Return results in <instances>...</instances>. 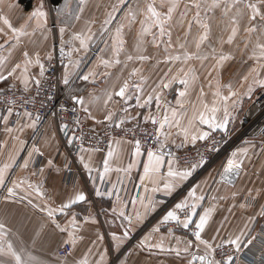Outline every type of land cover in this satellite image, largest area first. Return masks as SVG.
Instances as JSON below:
<instances>
[{
  "label": "crops",
  "instance_id": "obj_1",
  "mask_svg": "<svg viewBox=\"0 0 264 264\" xmlns=\"http://www.w3.org/2000/svg\"><path fill=\"white\" fill-rule=\"evenodd\" d=\"M116 2L117 0H87V3L82 5L81 0H67L68 11L72 15H66L61 11L65 7L66 0H0V18L7 17L13 27L18 28L24 24L27 16L41 3L44 5L43 10L48 14L46 29L37 30L35 35L21 36L18 44L8 39L12 33L0 19V28L8 32V37L0 35V45H3L0 47V73L7 75L17 63L21 64V69L17 70L16 76L0 82V90L9 88L25 90L22 79L16 78L21 75L23 69V52L27 51L29 57L33 59L38 52L44 66L49 60L48 55L54 56L56 44L60 49L63 47L67 58V63L61 69L62 91H67L71 98L74 96L83 98L84 104L73 100L81 117L92 130H98L109 122L105 120L108 110L116 113L113 121L122 113L129 121L148 125H153L150 121L144 120L149 113L158 118L167 115L172 122V112L175 110L174 119L180 121L182 127H187L189 121L187 118L193 115L189 109L202 110L201 102L207 103L209 107L213 106L217 99L214 95L217 80L222 86L221 92L224 95H227L228 91L223 86L228 84H231L232 89L238 92V96L232 97L227 104L228 111H232L229 125L237 121L240 114H243L254 100L256 92L262 89L260 85L252 84L251 78L245 83L243 77L255 66V59L252 58L255 47L252 48V46L258 42H264L260 40V38L264 40V35L260 31L245 33L243 28L247 26V22L242 19L239 36L233 43H227L230 35L229 18L235 16L237 10L243 8V4L233 7L225 15L223 4L219 8H213L211 7L213 0H199L200 16L210 23L212 29L209 40L201 45L200 50L202 55L208 56L206 60H192L187 65L168 61L169 54H182L184 50L179 48L180 43H186V50L194 52L195 41L200 32L199 25L192 21L196 9L190 8L188 12L187 21L192 22L191 31L187 28V21L183 27L178 23L179 13L184 11V5L190 4V0H180L181 6L174 14L171 23L170 46L166 35L157 40L159 47L151 43L153 36L147 35L144 37L146 43L142 47L146 49L143 54L149 57L148 60L129 62L126 60L125 53H121L119 58L122 63L106 69L99 65V61L101 58H112L110 34L114 33L118 25L124 24L123 32L127 42L125 48L127 52L136 55V38L141 29L138 21L144 18L139 16L136 23L130 24L128 20L123 19L127 7H121L114 13L115 19L108 26V32L101 35L106 13L111 11L110 6ZM146 2L147 0H128V5L133 8L137 5L143 7ZM227 2L231 4V0ZM159 3L160 0H157V5ZM81 7L84 9L82 13L79 11ZM77 14L80 15L78 21L72 18ZM89 21H95V23L89 24ZM53 23L56 30L52 28ZM32 27L34 24L28 28L29 32L32 31ZM88 27H91L94 33L89 50L72 52L74 46L79 47L78 41H72L73 33L86 32ZM61 28L66 29L63 37L60 33ZM153 31L158 35V29ZM13 44L15 47L12 46ZM69 52H72L71 57L68 56ZM221 53L230 54L232 59L225 61L222 67L216 68V60L213 56L218 57ZM180 67H184L185 70L188 67L194 68L197 77L191 82L185 97L180 96L185 86L177 82L170 89L157 90L163 93L159 112L155 99L143 108L138 106V100L143 103L149 95H155L153 89L157 88L160 80L165 79L166 76L170 78ZM133 68H139L141 72L131 77L129 81V98L122 100L120 97L113 96V100L109 101L105 108L106 93L114 88L118 91L123 81L129 79ZM170 68L171 73L168 72ZM89 70H94L97 75L84 81L82 77L87 75ZM40 73L39 65L29 66L27 90L36 84V80H40L42 76ZM141 76L144 79H141ZM66 77L69 79L67 85L64 83ZM260 78L264 79V72L261 73ZM13 84L15 87H12ZM136 85H139V88L135 87ZM250 85L253 88L251 92L248 91ZM201 89H203V95H201ZM210 94L212 96L209 97ZM177 101H182V105ZM186 107L188 111L183 114L180 108ZM124 109L127 111L125 112ZM220 112H223V107L218 113ZM133 116L136 119H131ZM3 117L8 118L7 125L4 124ZM31 120L35 119L31 117ZM97 121L104 122L97 123ZM30 122L27 116L21 120H14L13 114H0V165L6 162L7 154L13 150L14 146L19 147L14 137L18 135L20 140L24 141L22 150L17 154L16 166L9 173L7 186H11L12 180L26 178L29 184L38 185L43 193L40 195L28 189V193H31L28 199L40 207L45 209L50 207L55 210L53 217L49 218L46 210L42 212L39 208H33L27 200L20 201V196L27 195L22 190H18V197L15 198L17 202L6 201L4 198L7 192L4 188H0V223H4L6 230H10L7 240L21 252L22 259L25 261L31 257V264H80L84 259H87L88 264H189L193 256L206 253L204 245L196 241L195 236L191 237L192 235L187 233L188 229L191 227L196 230L195 224L199 216L205 209L214 207L215 212L209 226L202 233V238L212 243L214 248H218L222 244H230L229 240L235 239L243 232L244 235L240 236L241 248L239 252L235 251L237 257L233 264H264V215L260 214L264 209V152H260L256 141H245L235 147V152L244 148L248 149L243 168L246 174H242L234 181L235 186L221 182V176L228 165L227 161L223 166L217 165L207 170L197 167L192 175L180 182L171 194H165L163 191L153 193L154 185L151 182H141V177L144 176V165L148 161V150L142 146H140L141 155L137 157L135 143L116 139L106 154L85 150L78 156L75 165L70 166L62 152L58 131L52 122L48 123L42 131H40L39 121L36 122L35 128L24 127L23 132L9 134L5 131L6 127L15 129ZM202 125L204 124L197 122L194 130L211 132L204 129ZM153 126L157 128V136L161 144L164 142V134L169 132L171 136L167 145L181 147L179 142H185L180 129L174 125L169 128L166 124L163 132L159 131L158 125ZM230 126L232 128L233 125ZM5 141H7V147L3 146ZM116 141L120 143L117 144ZM201 141L203 140H197L196 143ZM33 146L39 147L43 155L34 154L29 167L24 169L23 162L29 159L28 154ZM109 151H113L115 155L109 160L111 170L105 174L104 161L108 159ZM48 161H51V164ZM169 161L173 160L164 156V165L161 168L163 176L167 175ZM130 163L134 164L130 171H117V169H126ZM85 164L88 165L87 168ZM172 166L181 171L189 169L181 168L176 162H173ZM160 187L163 188V183ZM194 188L196 196H203L204 199L197 208L193 223L187 229L181 226L183 230H171V232L169 229L166 230V224L176 222H164V217L183 200H188L189 204L193 203L194 200L189 197V193ZM97 191L103 194L98 196ZM80 193L86 196L84 201H78L70 208H65L63 212L60 211L64 204L75 199ZM149 199L157 202L155 209L144 215L142 220L136 221V213L144 212L140 201L144 200L147 203ZM242 204L246 206L241 208ZM121 210L125 216L120 215ZM181 213L183 212L180 211L178 214ZM125 217L132 218L131 225ZM53 220L60 225V228L55 227ZM157 227L159 232L153 231ZM61 229L65 230L61 231ZM125 232H127L126 236ZM150 233V239L144 242L145 237ZM73 237L76 239L74 246L69 242ZM117 237L120 238L119 247ZM249 239L252 240L251 244L247 243ZM178 240L179 244H177ZM161 241H163L164 250L152 246ZM188 241L192 242L188 253L181 251V255L177 256L174 251L168 250L177 247L183 249ZM66 245H71L73 250L69 256L63 257L59 251ZM4 259L6 258L0 257V260ZM195 264L201 263L195 261Z\"/></svg>",
  "mask_w": 264,
  "mask_h": 264
},
{
  "label": "snow or ice",
  "instance_id": "obj_2",
  "mask_svg": "<svg viewBox=\"0 0 264 264\" xmlns=\"http://www.w3.org/2000/svg\"><path fill=\"white\" fill-rule=\"evenodd\" d=\"M87 0H81V4H86ZM224 5V14L227 15L233 7H236L237 5L243 4V8H240L237 10V13L235 16H232L229 18V31L230 35L227 38V43H233L236 38L239 36L241 32V20L245 19L247 22V26L243 28V31L245 33H255L257 31H260L262 35H264V0H231V4H228L227 0H213V3L211 7L213 8H219L221 5ZM181 3L180 0H160L159 5H157V0H147V2L144 4L143 7H140L137 5L135 8L128 5V0H117L115 4H112L111 11H108L106 13V18L103 21L102 24V32L103 33L108 32V26L112 23V21L115 19L114 13L118 12L121 7H127V11L124 14L123 19L128 20L130 24L136 23L138 21L139 16H143L144 18L142 20H139L138 22L141 25L140 32L137 36V42L135 44V52L136 55H133L132 53L127 52L125 45L126 40L124 38V32L123 29L125 27L124 24H120L116 27L114 30V33L110 34L112 38V58L111 59H103L101 58L99 61V65H102L104 68H111L115 65L121 64L122 61L120 60L121 53H125L126 60L127 61H133V60H139V61H145L148 60L149 57L144 55L143 52L146 51L142 47L144 43H146L144 37L147 35L153 36V40L151 43L159 47V44L157 43V40L161 37H164L165 35L168 37V45L170 46L171 41V23L174 19V14L177 13V10L180 8ZM44 5L41 3L36 9H34L28 16L24 24H22L20 27H13L11 21L7 17H2V23L7 27V29L12 33V36L8 37V32L4 31V28H0V35H3L5 37H8L9 40H14L16 44L20 42L21 36H31L35 35V32L40 29H46L47 25V12L43 10ZM191 9H196L195 15L192 17V21H195L197 25H199L200 32L198 34V37L195 41V51L189 52L186 50V43H180L179 48L181 50H184L182 54L180 55H171L168 56V61H176L180 62L182 65H187L189 61L192 60H206L208 59L207 55L201 54V45L209 40L210 34H211V25L207 20L202 19L200 16V9H201V3L199 0H190V4L184 5V11L179 13V20L178 23L183 27L185 25V22L187 21L188 12ZM69 5L65 3L64 9L61 11L65 13L66 15H72L71 12L68 11ZM79 11L82 13L84 11L83 7L79 9ZM60 13H58L59 15ZM75 20L80 19V15H74L72 17ZM89 24L95 23V21H89ZM34 24V27H32V31L29 32L28 28ZM187 28L189 31H191L192 28V22L187 21ZM154 29H158V35L156 32H154ZM66 31L65 28L60 29L61 37H63V33ZM94 36V33H92L91 27L87 28V31H81L78 33H73L72 41H78L79 47H73L72 52H80L81 50H84L87 52L89 50V45ZM7 43V41H6ZM223 43V41H222ZM15 47V44L12 45ZM0 47H3V45H0ZM167 51V48L165 49ZM72 52L68 53V56L71 57ZM213 53H215V49H213ZM61 54H64L63 47L61 48ZM23 69L21 71V75L17 76V79H22V82L25 85V91H27V85H28V71L29 66L32 64L39 65L41 68V75H43V64L41 63L40 54L37 52L35 53V58L29 57V54L27 51L23 52ZM49 60L52 59L51 54L47 57ZM252 58L255 59V66L252 67L247 75L243 77V81L247 83L249 79L251 78L252 84H258L261 87H264V79H261V73L264 72V42H258L256 45V48L253 51ZM213 59L216 60V68L222 67L225 61H228L232 59L230 54H223L221 53L218 57L213 56ZM98 65V66H99ZM125 67H127V63H125ZM21 69V64L17 63L10 71H8L7 75L0 73V82L6 81L9 79V77L16 76L17 70ZM141 72V69L139 68H133L132 72L129 74V79H125L122 83V85L119 87V90H115V88L112 91H109L106 93V100L104 102V107L107 108L108 102L113 100V96L120 97L122 100H127L129 98L128 92L130 87V79L131 77L139 75ZM169 73L172 72V69L170 68L168 70ZM108 74V73H105ZM97 75V73L94 70H89L87 75H83L82 79L84 81L90 80V78H94ZM141 79H144L142 76ZM197 77L195 76V69L192 67H188L187 70H185L184 67H180L177 69L175 74L171 75L170 78L168 76L165 77V79L160 80V83L157 85V88L153 89V93L155 95H149L147 97V100H145L143 103H141L139 100L137 101L138 106L143 108L148 104H151L153 99L156 101V107L157 111L159 112V109L162 104V91L158 92V89H170L174 83H179L181 85L185 86V90L180 92L181 97H185L188 94V88L192 81H194ZM35 83L37 85L40 84L39 80H36ZM64 83L67 85L69 83V79L66 77L64 79ZM211 87V84L209 85ZM243 86V85H241ZM12 87H15L13 84ZM135 87L139 88V85H136ZM221 84L217 80L216 82V91L214 93L215 97L217 98L213 104L212 107H209L207 103L202 104V110L201 109H195L193 111L192 117L188 121L187 127H182L180 124V121L175 120L176 112L173 110L172 116L173 120L172 122L169 121V117L167 115L163 116L162 118H158L155 115H152L149 113V115L144 117V120L146 122L150 121L153 125H158L159 131L163 132V129L165 125L167 124L169 128H171L173 125L180 129V132L183 134L184 141L185 142H191L193 145L197 142V140H207L210 136V132L207 131H200L197 129L195 132L192 131V129L196 128L197 122L199 124H205L210 129L216 130H222L225 134L228 130V101L231 100L232 97H237L238 92L234 91L232 89V85H224L228 91L227 95H224L221 92ZM253 90L252 86L250 85L248 88V91L251 92ZM2 91V90H0ZM203 89H201V95H203ZM77 103L84 104L85 101L83 98L74 96L72 97ZM98 99V98H95ZM177 103L182 105V101H177ZM221 107H223L224 111V119L222 121H217L216 119V113L221 110ZM85 111H88V109H85ZM126 112L127 109H124ZM8 114H12V109H8ZM25 116L29 118L31 121L27 125L19 126L15 129L13 128H5V131L9 134L13 132H23L24 127L29 128H35L36 122L40 119V117L37 115L35 120H31L32 113L25 112ZM91 115V113H89ZM116 115V113L112 110H108L105 115L106 121H113V117ZM131 119H136L135 116L131 117ZM4 124L7 125L8 118L3 117ZM104 121H97V123H103ZM121 124L124 123V120L120 121ZM119 126V125H117ZM64 128H67L68 125L64 124ZM171 136V132L164 134V142L161 144L160 149L158 151H148L147 157L148 161L144 165V176L141 177V182L149 181L154 186L152 188V192H158L163 191L165 194H171L177 185L187 180L188 177L192 175V172L195 171V169L199 166H202L207 161L201 156L200 160L197 164H193L191 168L185 169L183 171L179 169L173 168V162H175V158L173 161L168 162V170L167 175L163 176L161 174V168L164 165V148L167 147L168 139ZM16 141L19 143V147L13 148L12 151L8 152L6 162H4L2 165H0V188H4L7 192V196L4 198L6 201L11 200L12 202H17L15 198L18 197V190H22L27 193V195L20 196L19 200H27V203L31 205L33 208H39L40 211H47V215L49 218L53 217L54 215V209L52 208H43L40 207V205L33 204L31 199H28V196L31 193H28V189H32L33 191H36L40 195H43V193L40 191V187L38 185L29 184L27 182V179H20L17 178L15 180L11 181V186H7V183L9 181V173L11 170L16 166V160L18 158L17 154L19 151L22 150L24 141L20 140V137L17 135L14 137ZM117 144L120 143V141H116ZM4 147H7V141L3 144ZM34 154L43 155V152H41L39 147L33 146L31 152H29V159L25 160L23 162L22 167L24 169H27L29 167V164L31 162V158ZM108 159L104 161V173L107 174L111 169L109 167V160H111L115 153L113 151L108 152ZM135 155L139 157L141 155L140 151V141L137 140L135 142ZM248 156V149H240L237 152L232 153V158L228 160V165L224 170V174L221 176V182L227 183L229 185L235 186L234 181L236 179H239L242 174H246L243 172L244 168V159ZM83 160V157H81ZM49 164H51V161H48ZM85 167L87 168L88 165L85 164ZM134 167V164H129L126 169H117V171H130ZM43 171V170H41ZM163 183V188L160 187V184ZM27 185V187H25ZM198 187V186H197ZM98 196L102 195L103 193L97 191L96 193ZM259 194V193H258ZM111 195V193H109ZM235 194H233L234 196ZM251 195V193H249ZM189 197L193 198L194 202L189 204L188 200H183L180 203L175 205V208L167 213V215L164 217V222L167 221H175L178 226H182L183 228L187 229L190 224L193 223V217L197 215V208L199 207V204L201 201H203V196H196V189H192V191L189 193ZM86 199V196L83 193H80L76 195L75 199H72L70 202L63 205L62 208H60V211L63 212L65 208H70L73 204H75L78 201H84ZM119 199V197H117ZM223 199V197H221ZM156 201L149 199L147 203L144 202V200L140 201L141 206L144 209L143 213H136L135 219L136 221H140L143 219L144 215H146L148 212L153 211L156 206ZM246 205H240L241 208L245 207ZM235 207V205H234ZM180 211L183 212V219L178 214ZM215 212V208H208L205 209L203 214L199 216L198 222L195 224L196 231L194 233L196 241H198L201 245H204L205 248V255L200 256H193L191 260L189 261V264H195L196 260H199L201 264H221L220 261L215 260L214 254L216 251V248L213 247L212 243H210L208 240H205L202 238V233L205 231V229L209 226L210 221L212 219L213 213ZM261 215H264V209L261 210ZM121 216H125V213L121 210L120 212ZM129 224H132V218L131 217H125ZM52 223L55 225L56 228H60V225L55 222V220L52 221ZM74 223V220H73ZM220 227H223V225H220ZM65 229H61V231H64ZM10 230H6V226L4 223H0V257H5L6 259L0 260V264H31L32 258L29 257L27 261L22 259L21 252L17 251L16 248L13 247V244L7 240V236ZM153 231L159 232V227L155 228ZM171 232V230H169ZM127 235V232H125V236ZM218 235V233H217ZM244 233L241 232L240 236H243ZM240 236H237L235 239H231L228 241L230 244L235 245V251L239 252L241 248V239ZM151 237V233L149 236L145 237L144 242H147ZM118 240V247H119V241L120 238H116ZM252 239H255V237H252ZM73 246L76 244V239L73 237L69 241ZM142 242V244L144 243ZM180 241H177V244H179ZM248 244L252 243V240L249 239L247 241ZM192 242L188 241L186 246L183 249H180L179 247L175 249H168L169 251H174L177 256L181 255V251L184 253L189 252V248L191 246ZM153 247L161 248V250H164L163 241L161 243L152 245ZM234 257L232 255H227V260L225 264H233ZM80 264H88L87 259H84L80 262Z\"/></svg>",
  "mask_w": 264,
  "mask_h": 264
},
{
  "label": "built area",
  "instance_id": "obj_3",
  "mask_svg": "<svg viewBox=\"0 0 264 264\" xmlns=\"http://www.w3.org/2000/svg\"><path fill=\"white\" fill-rule=\"evenodd\" d=\"M52 28L56 30L54 23ZM66 63L67 58L61 54V49L56 44L54 56L44 64L39 85L35 84L27 91L18 88L0 91V112L7 114L8 109L11 108L17 120L26 118L25 112L32 113L34 119L38 115L40 131L52 122L58 131L62 152L70 166L75 165L78 156L85 150L106 154L116 139L133 143L139 140L140 146L148 151L160 149L161 142L158 139L156 127L144 125L138 121H129L122 113L114 121L106 123L98 130L90 129L87 122L81 117L76 102L67 91H62L61 69ZM121 120H124L123 124L120 123ZM64 124H67L68 127L64 128ZM249 140L257 141L260 152H264V88L257 92L240 119L236 130L226 134L218 131L213 132L207 140L195 145L183 147L167 145L163 152L167 158L172 160L175 158V162L181 168H190L193 164H197L203 156L207 162L199 167L207 170L225 159L228 161L234 147ZM180 216L183 218V213ZM172 223L174 224L172 226L176 225L177 230H183L181 226ZM195 231L190 227L187 233L195 236ZM225 248L219 247L215 255L217 260L219 259L224 264L227 255H232V251ZM72 250L71 245H66L59 251V254L66 257L71 254ZM233 257L236 260L237 256L233 255Z\"/></svg>",
  "mask_w": 264,
  "mask_h": 264
},
{
  "label": "rangeland",
  "instance_id": "obj_4",
  "mask_svg": "<svg viewBox=\"0 0 264 264\" xmlns=\"http://www.w3.org/2000/svg\"><path fill=\"white\" fill-rule=\"evenodd\" d=\"M260 40H262V41H264L263 40V38H260ZM257 45V44H256ZM256 45H253L252 46V48H256ZM165 54H166V52H165ZM254 63H256V62H254ZM262 88H264V87H262ZM258 92V91H257ZM257 92H256V94H257ZM255 94V95H256ZM210 96H212V94H210L209 95V97ZM255 98V97H254ZM248 108V107H247ZM191 112H193V110L192 109H189ZM180 111L181 112H183V114H185L187 111H188V108L186 107V108H180ZM246 111V110H245ZM244 111V112H245ZM224 112V111H223ZM223 112L221 113H218V115L217 114H215L216 115V119H217V121H222L223 119H224V114H223ZM244 112H243V114H244ZM228 113H229V116H228V121H230V119H231V117H232V111H228ZM243 114L241 113L240 114V116L238 117V119H237V121L236 122H234L233 124H229L228 125V128H231V126L230 125H233L232 126V128L230 129V130H227V133L230 131V133L232 132V131H234V130H236L237 128H238V126H239V122H240V119L242 118V116H243ZM192 117V116H191ZM190 117V118H191ZM190 118H187V120H189ZM229 123V122H228ZM141 124H144V123H142L141 122ZM236 124V125H235ZM144 125H148V124H144ZM153 126V125H152ZM203 127H204V129H206V130H210L211 132H210V134L211 133H213V132H222V130H219V129H216V130H211L207 125H202ZM230 126V127H229ZM155 127V126H154ZM157 129V128H156ZM192 131L193 132H195V130L194 129H192ZM252 141H255V140H252ZM257 142V141H256ZM179 143H181V147H183V146H187V145H189V144H191L190 142H188V143H185V142H179ZM186 144V145H185ZM235 148V147H234ZM233 152H235V149H234V151ZM226 159L225 160H223L222 162H220L218 165H225L226 164ZM217 166V165H216ZM172 225H174L173 223H171V224H168L167 226H165V229L166 230H173V231H177V229H176V225L175 226H172ZM189 235H191V234H189ZM191 237H193V235L191 236ZM220 248L221 247H226L225 249H228V250H231L232 251V256L234 255L235 256V246L234 245H231V244H222L221 246H219ZM219 247L218 248H216V251L219 249ZM216 251H215V254H214V259L215 260H217V258H216ZM235 260V259H234ZM218 261H220L219 259H218ZM221 262V261H220ZM221 264H224L223 262H221Z\"/></svg>",
  "mask_w": 264,
  "mask_h": 264
},
{
  "label": "bare ground",
  "instance_id": "obj_5",
  "mask_svg": "<svg viewBox=\"0 0 264 264\" xmlns=\"http://www.w3.org/2000/svg\"><path fill=\"white\" fill-rule=\"evenodd\" d=\"M15 89H16V88H15ZM0 114H1V115H5L3 112H0ZM7 114H8V113H7ZM7 114H6V115H7ZM12 114H13V113H12ZM13 116H14V114H13ZM14 120H17V118H16L15 116H14Z\"/></svg>",
  "mask_w": 264,
  "mask_h": 264
},
{
  "label": "water",
  "instance_id": "obj_6",
  "mask_svg": "<svg viewBox=\"0 0 264 264\" xmlns=\"http://www.w3.org/2000/svg\"><path fill=\"white\" fill-rule=\"evenodd\" d=\"M196 261H199V260H196ZM200 262V261H199ZM201 263V262H200Z\"/></svg>",
  "mask_w": 264,
  "mask_h": 264
}]
</instances>
